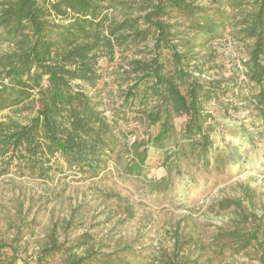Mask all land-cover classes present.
<instances>
[{
  "label": "trees",
  "instance_id": "1",
  "mask_svg": "<svg viewBox=\"0 0 264 264\" xmlns=\"http://www.w3.org/2000/svg\"><path fill=\"white\" fill-rule=\"evenodd\" d=\"M242 6L250 13L232 21ZM241 22L236 38L251 41L245 100L264 117V0H0V111L11 113L0 120V162L39 178L73 170L94 179L114 160L151 193L205 170L229 87L202 77L213 56L195 50ZM151 154L161 158L158 179L143 170ZM88 240L52 241L36 264ZM6 248L16 264L12 243H0V257ZM65 264L121 262L88 253Z\"/></svg>",
  "mask_w": 264,
  "mask_h": 264
},
{
  "label": "rangeland",
  "instance_id": "2",
  "mask_svg": "<svg viewBox=\"0 0 264 264\" xmlns=\"http://www.w3.org/2000/svg\"><path fill=\"white\" fill-rule=\"evenodd\" d=\"M230 11L232 21H244L250 8ZM246 26L234 24L226 29L235 35L195 50L213 56L202 77L228 85L233 94L220 98L223 106L229 103L227 115H219L226 119L213 134L216 156L205 170L151 193L146 181L125 175L114 160L94 179L73 170L39 178L23 163L0 162V243H12L16 264H36L52 241L68 246L86 238L40 264H65L88 253L121 264H264V117L245 100L251 86L242 61L251 41L236 37ZM103 66L113 71L112 62ZM9 114L0 111V120ZM160 161L150 155L146 177H160ZM3 253L0 263L7 264L12 252Z\"/></svg>",
  "mask_w": 264,
  "mask_h": 264
}]
</instances>
